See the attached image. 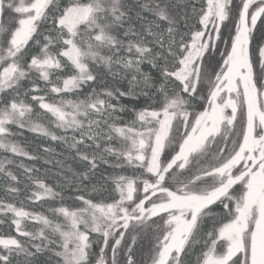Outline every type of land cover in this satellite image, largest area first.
<instances>
[{"label":"snow or ice","instance_id":"snow-or-ice-1","mask_svg":"<svg viewBox=\"0 0 264 264\" xmlns=\"http://www.w3.org/2000/svg\"><path fill=\"white\" fill-rule=\"evenodd\" d=\"M258 22L264 0H0V264H264ZM53 156L55 184L12 170Z\"/></svg>","mask_w":264,"mask_h":264},{"label":"trees","instance_id":"trees-1","mask_svg":"<svg viewBox=\"0 0 264 264\" xmlns=\"http://www.w3.org/2000/svg\"><path fill=\"white\" fill-rule=\"evenodd\" d=\"M4 22L7 23L8 22V17L7 14H5L4 17ZM264 28V25H260L258 22V29L256 32L257 38H259L260 36V29ZM43 87V85H41ZM127 102V101H125ZM127 119H130V117H126ZM14 131L17 132V136L16 139L18 140V142L22 143L23 145L26 146V148L35 153L36 149L39 145L41 144H48V141L46 140V138H42L37 134L32 133L31 131H29L28 129H24L23 131H20L18 129H13ZM49 146H51L52 148H54L56 150V152H60L61 149L55 144V143H51ZM6 154L0 150V158H3ZM12 159L15 160V164L12 166V170L16 171L18 173L21 172V170L17 167L21 162L24 163L25 165L28 166H35V168H38L40 170V174H43L45 171L48 172L47 175V182L50 184H55L57 183L56 177L54 176V173L56 171V166H55V162L57 160V157L53 156L50 159L52 160L51 164H47L46 160L49 159V157H44L36 162L33 161H29L27 158H17V157H10ZM101 171H103V169H101ZM4 193L2 191H0V196H2ZM68 196V192L65 191V197L67 198ZM50 205L48 204H43V205H36L35 209L37 211H42L45 210L49 207ZM94 251H98L97 249H94ZM147 256V245L144 244L143 246L141 244H137L136 247V258L138 260L141 261V264H143V258ZM47 259V256H41L39 257V264H45V261Z\"/></svg>","mask_w":264,"mask_h":264}]
</instances>
